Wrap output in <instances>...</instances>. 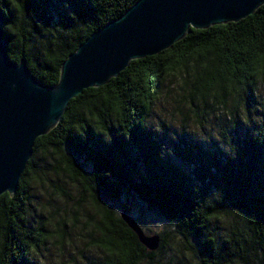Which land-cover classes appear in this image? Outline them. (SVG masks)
Listing matches in <instances>:
<instances>
[{
    "label": "trees",
    "instance_id": "trees-1",
    "mask_svg": "<svg viewBox=\"0 0 264 264\" xmlns=\"http://www.w3.org/2000/svg\"><path fill=\"white\" fill-rule=\"evenodd\" d=\"M8 2L0 0L5 14ZM131 3L26 0L25 11L18 9L11 25L6 24L12 22L14 12L9 9L5 16L3 27L10 29V34L4 32L7 53L9 44L15 63L25 61L38 81L53 86L68 56L92 33L125 13ZM262 68L264 5L237 22L191 28L170 48L131 61L106 85L86 89L71 99L59 123L36 139L17 192L0 196V264H30L46 242V228L32 225L26 215L32 184L43 172V158L53 160L59 172L82 186L93 211V242L103 252L102 264H143L157 255L140 243L121 217L122 213L132 216L145 232L144 217L132 215L127 195L171 224L196 251L200 264H264V145H257L248 134L244 146L236 144L235 160L205 151L196 143L177 146L175 154L193 168L192 176L166 157L161 160L162 144L153 132L138 127L148 125L166 81L176 76L190 86L185 96L195 116L207 117L208 112L221 110V104L240 114L241 107L256 102ZM228 77L240 87L237 96L233 98L226 89H221L220 97L212 95L215 81L228 83ZM260 123L264 124V114ZM113 125L124 128L126 135L137 127L125 140L116 135ZM74 133L86 134V139ZM111 134L112 143L104 144L101 136ZM193 187L198 188L194 193ZM217 189L223 191V197L219 193L205 197ZM222 207L237 212L240 218L218 239L211 230ZM163 246L160 236L158 249Z\"/></svg>",
    "mask_w": 264,
    "mask_h": 264
},
{
    "label": "water",
    "instance_id": "water-1",
    "mask_svg": "<svg viewBox=\"0 0 264 264\" xmlns=\"http://www.w3.org/2000/svg\"><path fill=\"white\" fill-rule=\"evenodd\" d=\"M260 2L264 0H138L68 56L53 86L38 81L25 61L16 66L8 59L0 11V196L17 192L36 139L59 123L71 99L106 85L131 61L170 48L191 28L240 21L263 6ZM121 217L145 248L158 250L159 235H146L126 213Z\"/></svg>",
    "mask_w": 264,
    "mask_h": 264
},
{
    "label": "rangeland",
    "instance_id": "rangeland-1",
    "mask_svg": "<svg viewBox=\"0 0 264 264\" xmlns=\"http://www.w3.org/2000/svg\"><path fill=\"white\" fill-rule=\"evenodd\" d=\"M259 77L256 87V102L253 105H244L243 111L239 114L242 118L247 119L249 125L254 120L260 123L263 117L264 76ZM184 82V78L179 76L170 77L166 81L163 89L164 94L154 104L148 124L158 114L168 119L169 117L175 118L179 113L181 117L193 119L194 122H200L203 119L208 128L215 132L222 142L230 141L229 129H235L237 123L235 110H229L232 119L227 122L223 118H217L216 112H208L207 117L195 116L184 103L185 100L187 101L185 94L190 88ZM258 85L260 86L258 87ZM166 133L165 129L164 134L153 132V136L166 148L173 149V155L169 156L165 151V157L192 176L193 168L183 163L175 154L177 146L184 148L196 143L201 145L205 151L216 152L219 155L224 153L215 141L210 144H202L187 134L178 136L177 140L173 141ZM248 134L247 128L238 125L232 132V143L244 146L243 139ZM209 138L213 137L209 135ZM42 165L44 168L40 178L32 184L26 215L28 222L32 225H43L47 230L48 237L39 250L33 254L30 264H102L103 252L93 242L96 236L93 227V211L82 186L72 182L59 172L53 160L43 158ZM124 199L125 196L123 201ZM126 199L134 209L132 214L134 217L143 215L146 234L150 236L159 234L164 239V246L156 251V257L153 260L147 259L143 264H200L196 251L175 233L171 224L155 213L147 212L137 198L127 195ZM239 218L240 215L237 212H229L227 208L222 207L218 218L214 220L211 232L218 239H222L228 233L231 223ZM97 253L101 255H97Z\"/></svg>",
    "mask_w": 264,
    "mask_h": 264
},
{
    "label": "clouds",
    "instance_id": "clouds-1",
    "mask_svg": "<svg viewBox=\"0 0 264 264\" xmlns=\"http://www.w3.org/2000/svg\"><path fill=\"white\" fill-rule=\"evenodd\" d=\"M135 0H132V3L129 7L133 5ZM93 3V0H92ZM25 4L26 0H19V3H16V0H10L8 2L9 9H11L14 12V19L12 22L7 23L6 25H11L16 16L18 15L17 10L20 9L21 7L25 11ZM94 5V4H93ZM258 5H264V2H260ZM257 5V6H258ZM257 6L253 9H257ZM68 5H65V8H67ZM7 9V14L3 11L5 16L8 15ZM252 10V11H253ZM69 16H75L76 14L73 12L68 13ZM244 16V15H242ZM228 20V19H227ZM224 21V20H223ZM219 23V22H217ZM215 24V23H211ZM6 25L3 27V31L6 34H10V29L6 28ZM210 25V24H209ZM56 26H53L52 28H55ZM13 50L9 47L8 44V59L13 62L16 66H20L21 63H15L11 58H10V52ZM76 53V52H75ZM27 67V66H26ZM28 68V67H27ZM261 72H264V68L260 70ZM31 72V71H30ZM32 74V73H31ZM33 75V74H32ZM37 79V78H36ZM259 80L260 77H257ZM260 85H258L259 87ZM221 89H226L227 93H230L233 98L237 96V94L240 92V87L236 85L235 81L232 80L231 77H228V83H222L221 80H216L215 84L213 86V92L212 95L220 97L221 96ZM197 100H199V96H197ZM185 106L188 109L192 108L191 104H188L187 101L185 100ZM221 111L216 112L215 116L217 118H223L225 122L230 121L232 119V116L229 114V109L225 107L223 104H221ZM240 111H243V108H240ZM264 114V113H262ZM206 119V118H205ZM236 128L238 125H242L243 127L247 128L249 130V135L251 136L252 140L257 144V145H264V124L258 123L255 120L249 125L247 122L246 118H242L239 114L236 115ZM255 125V127H254ZM137 127V126H134ZM133 127V128H134ZM138 127L143 130L144 132H155L157 134H164L165 129L167 130V135L171 138V140L176 141L178 136L182 135H190L195 141L202 143V144H210L213 141L217 143V146L228 156L229 159L235 160L237 159L238 156V146L232 143V132L236 130L235 129H229V134L231 136L230 141L228 142H222L220 140V137L215 134L212 130L208 128V125L204 123V120L202 119L200 122H194L193 119H186L185 117H181L179 113L176 114L175 118L169 117L168 119H165L163 116H160L159 114L152 119V122L148 124L147 126L143 125H138ZM111 128L116 129V135L117 136H123L125 140L130 139L131 137V129L129 131V134H124V128H117L115 125H113ZM78 134V133H74ZM95 134V133H94ZM82 139H86V134L80 135L78 134ZM97 135V134H96ZM209 135H211L213 138H209ZM101 136V135H99ZM104 144L110 145L113 141V136L112 134L109 135H104L101 136ZM165 151L167 152V155L171 156L173 155V149L171 147H165L164 145H161V151L158 153V156L161 160L165 158ZM95 174V173H93ZM105 176L110 175L109 173L105 172ZM198 189L197 187L192 188V192L194 193L195 190ZM219 193L222 197L224 196V193L221 189H217L213 191L210 195L205 196V197H211L214 196L215 194ZM97 255H101L100 253H97Z\"/></svg>",
    "mask_w": 264,
    "mask_h": 264
}]
</instances>
